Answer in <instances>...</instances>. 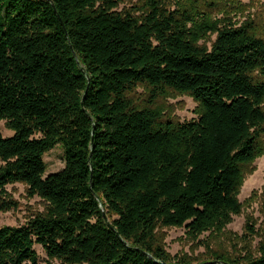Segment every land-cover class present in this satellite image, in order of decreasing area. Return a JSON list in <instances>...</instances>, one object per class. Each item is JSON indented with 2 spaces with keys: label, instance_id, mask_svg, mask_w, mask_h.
<instances>
[{
  "label": "trees",
  "instance_id": "1",
  "mask_svg": "<svg viewBox=\"0 0 264 264\" xmlns=\"http://www.w3.org/2000/svg\"><path fill=\"white\" fill-rule=\"evenodd\" d=\"M121 1L0 0V121L13 132L0 133V190L23 183L46 202L0 227V264H37L34 245L61 264H191L169 257L157 229L196 235L241 211L242 174L264 140V37L161 0L119 13ZM209 32L210 47L198 45ZM139 86L151 105L190 95L198 117L163 119L138 105ZM56 145L64 167L45 176ZM213 258L196 264H264V237L257 255Z\"/></svg>",
  "mask_w": 264,
  "mask_h": 264
},
{
  "label": "rangeland",
  "instance_id": "2",
  "mask_svg": "<svg viewBox=\"0 0 264 264\" xmlns=\"http://www.w3.org/2000/svg\"><path fill=\"white\" fill-rule=\"evenodd\" d=\"M161 1L169 10H187L197 24L216 23L220 27L228 23L235 26L250 23L253 32L264 37V0ZM145 2L146 0H123L114 10L119 13L138 14ZM215 36V32L206 33L198 39L197 44L210 47ZM147 95L148 91L143 87L136 88L135 99L138 105L158 108L163 119L184 122L195 120L199 115L198 103L188 94L168 91L166 95L159 96L152 105L147 101ZM0 133L3 137L13 134L5 127L4 121H0ZM42 159L46 165L45 176L61 170L65 163L62 146L56 145ZM0 195V203L3 200L16 202V207L7 211L0 210V227L22 226L46 207V202L41 197L28 195L27 187L23 183L6 185L3 192L0 190ZM237 199L241 204V211L232 215L230 222L224 227H213L196 235L190 234L185 226L159 227L157 239L160 246L173 261L180 259L191 264L213 260L214 253L232 258L243 257L247 252L257 255L258 244L264 237V140L260 154L244 168ZM34 250L37 264H61L58 260L49 258L42 246L34 245Z\"/></svg>",
  "mask_w": 264,
  "mask_h": 264
},
{
  "label": "water",
  "instance_id": "3",
  "mask_svg": "<svg viewBox=\"0 0 264 264\" xmlns=\"http://www.w3.org/2000/svg\"><path fill=\"white\" fill-rule=\"evenodd\" d=\"M91 175H92V172H91ZM102 214H103V217L106 218L105 212H103ZM108 225L110 226V224H108Z\"/></svg>",
  "mask_w": 264,
  "mask_h": 264
}]
</instances>
